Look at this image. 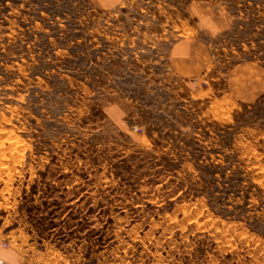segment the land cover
I'll use <instances>...</instances> for the list:
<instances>
[{
    "label": "rangeland",
    "instance_id": "rangeland-1",
    "mask_svg": "<svg viewBox=\"0 0 264 264\" xmlns=\"http://www.w3.org/2000/svg\"><path fill=\"white\" fill-rule=\"evenodd\" d=\"M0 264H264V0H0Z\"/></svg>",
    "mask_w": 264,
    "mask_h": 264
},
{
    "label": "crops",
    "instance_id": "crops-1",
    "mask_svg": "<svg viewBox=\"0 0 264 264\" xmlns=\"http://www.w3.org/2000/svg\"><path fill=\"white\" fill-rule=\"evenodd\" d=\"M121 0H91L92 3H96L100 8H111ZM200 10H197L195 14H199ZM191 15V13H189ZM188 28L192 30L193 34L181 35L175 38L171 42V47L169 49V60L173 65V68L179 75L185 78H195L200 75L202 69L204 68L205 59V44L200 38L199 26L193 27L188 23ZM254 86H251V90H248L245 94L244 100H254L260 95H256ZM257 99V98H256Z\"/></svg>",
    "mask_w": 264,
    "mask_h": 264
},
{
    "label": "bare ground",
    "instance_id": "bare-ground-1",
    "mask_svg": "<svg viewBox=\"0 0 264 264\" xmlns=\"http://www.w3.org/2000/svg\"><path fill=\"white\" fill-rule=\"evenodd\" d=\"M14 161V160H13Z\"/></svg>",
    "mask_w": 264,
    "mask_h": 264
}]
</instances>
